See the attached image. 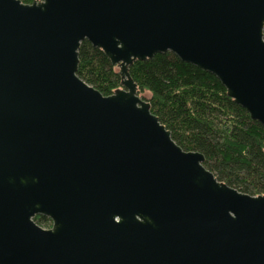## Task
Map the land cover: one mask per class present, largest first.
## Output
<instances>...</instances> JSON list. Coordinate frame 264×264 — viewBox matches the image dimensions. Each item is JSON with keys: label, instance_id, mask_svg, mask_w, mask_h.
Wrapping results in <instances>:
<instances>
[{"label": "water", "instance_id": "obj_1", "mask_svg": "<svg viewBox=\"0 0 264 264\" xmlns=\"http://www.w3.org/2000/svg\"><path fill=\"white\" fill-rule=\"evenodd\" d=\"M84 41L119 67L113 95L78 76ZM165 52L264 126V0H0V264H264V196L138 94L129 68Z\"/></svg>", "mask_w": 264, "mask_h": 264}, {"label": "trees", "instance_id": "obj_2", "mask_svg": "<svg viewBox=\"0 0 264 264\" xmlns=\"http://www.w3.org/2000/svg\"><path fill=\"white\" fill-rule=\"evenodd\" d=\"M20 1L31 5L39 0ZM129 71L138 94L178 146L201 153L205 168L219 182L246 195L264 196V126L229 96L216 76L172 52L136 61ZM77 74L105 97L122 88L119 67L89 41L81 44ZM35 221L42 227L51 223L44 216Z\"/></svg>", "mask_w": 264, "mask_h": 264}, {"label": "rangeland", "instance_id": "obj_3", "mask_svg": "<svg viewBox=\"0 0 264 264\" xmlns=\"http://www.w3.org/2000/svg\"><path fill=\"white\" fill-rule=\"evenodd\" d=\"M142 97H145V98L149 99V98H150V94H149V93H144V94L142 95Z\"/></svg>", "mask_w": 264, "mask_h": 264}, {"label": "flooded vegetation", "instance_id": "obj_4", "mask_svg": "<svg viewBox=\"0 0 264 264\" xmlns=\"http://www.w3.org/2000/svg\"><path fill=\"white\" fill-rule=\"evenodd\" d=\"M47 218V217H46ZM49 219V218H48ZM51 220V219H50ZM50 226H51V228L53 227V222H52V220H51V223H50ZM50 226H48V227H50ZM42 227V226H41ZM42 228H44L45 229V227H42Z\"/></svg>", "mask_w": 264, "mask_h": 264}]
</instances>
